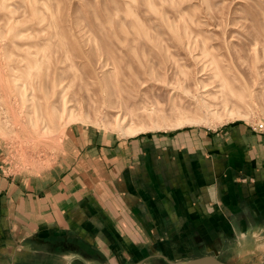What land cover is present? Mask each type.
I'll return each instance as SVG.
<instances>
[{
	"label": "rangeland",
	"instance_id": "rangeland-1",
	"mask_svg": "<svg viewBox=\"0 0 264 264\" xmlns=\"http://www.w3.org/2000/svg\"><path fill=\"white\" fill-rule=\"evenodd\" d=\"M235 121L264 123V0H0L7 176L55 165L73 126L128 136L129 124ZM258 246L239 264H264V236Z\"/></svg>",
	"mask_w": 264,
	"mask_h": 264
},
{
	"label": "crops",
	"instance_id": "crops-1",
	"mask_svg": "<svg viewBox=\"0 0 264 264\" xmlns=\"http://www.w3.org/2000/svg\"><path fill=\"white\" fill-rule=\"evenodd\" d=\"M67 131L60 160L0 169V264H239L264 236V131L235 121ZM76 135V138H75ZM1 152V150H0Z\"/></svg>",
	"mask_w": 264,
	"mask_h": 264
},
{
	"label": "bare ground",
	"instance_id": "bare-ground-1",
	"mask_svg": "<svg viewBox=\"0 0 264 264\" xmlns=\"http://www.w3.org/2000/svg\"><path fill=\"white\" fill-rule=\"evenodd\" d=\"M228 84V83H227ZM224 85H222V87H223ZM205 89H207V88H205ZM204 89V90H205ZM222 89V88H221ZM155 108V107H154ZM52 109V111H51V113H50V116H49V120L50 121H52L53 122V120H57L58 121V119H59V115H58V112H57V110H56V108L55 107H52L51 108ZM210 109H212V108H210ZM68 111H70L69 113H68V117L70 118V119H72L74 116H75V112H73L71 109L70 110H68ZM229 114V113H228ZM232 114H234V113H231V115ZM230 115V116H231ZM67 121V120H66ZM126 121V117L122 120V123H124ZM184 122V121H183ZM44 128H45V130L47 129L48 130V126H47V124L44 126ZM144 127L143 126H141V125H136V126H134V125H131V124H129V125H125V126H122L121 127V130L123 131V132H125V133H127V134H130V135H134V134H137V133H139V132H141V131H144Z\"/></svg>",
	"mask_w": 264,
	"mask_h": 264
},
{
	"label": "water",
	"instance_id": "water-1",
	"mask_svg": "<svg viewBox=\"0 0 264 264\" xmlns=\"http://www.w3.org/2000/svg\"><path fill=\"white\" fill-rule=\"evenodd\" d=\"M104 264V263H100ZM134 264H141V263H134ZM170 264H230L225 262L214 255H206L203 257L193 258L186 261H177V262H170Z\"/></svg>",
	"mask_w": 264,
	"mask_h": 264
},
{
	"label": "built area",
	"instance_id": "built-area-1",
	"mask_svg": "<svg viewBox=\"0 0 264 264\" xmlns=\"http://www.w3.org/2000/svg\"><path fill=\"white\" fill-rule=\"evenodd\" d=\"M259 125L260 126H255L254 129L256 131H263V129H264V123H260Z\"/></svg>",
	"mask_w": 264,
	"mask_h": 264
}]
</instances>
